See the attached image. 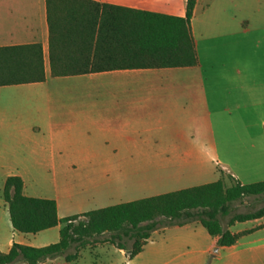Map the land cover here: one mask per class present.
<instances>
[{
  "label": "crops",
  "instance_id": "0c3cea01",
  "mask_svg": "<svg viewBox=\"0 0 264 264\" xmlns=\"http://www.w3.org/2000/svg\"><path fill=\"white\" fill-rule=\"evenodd\" d=\"M92 1L186 16V0ZM191 25L196 67L54 78L46 0H0V48L39 44L44 55V82L9 87L45 90V112L31 115L51 130L47 147L64 166H86L92 188L78 192L89 195L80 205L129 203L217 182L222 174L242 185L264 182V0H197ZM84 85L91 87L92 100L60 105L53 100L56 90ZM24 194L30 197L25 181ZM49 200L56 202L60 219L72 216L65 211L64 198ZM2 207L11 235L0 236L1 254H8L14 244L43 248L60 241L63 225L22 234L11 224L3 192ZM252 229L256 231L236 245L220 248L214 262L254 263L256 254L264 252V240L253 239L264 231V218L238 223L230 231ZM110 247L120 255L119 264H207L217 239L193 223L156 231L132 260Z\"/></svg>",
  "mask_w": 264,
  "mask_h": 264
},
{
  "label": "trees",
  "instance_id": "16d2710c",
  "mask_svg": "<svg viewBox=\"0 0 264 264\" xmlns=\"http://www.w3.org/2000/svg\"><path fill=\"white\" fill-rule=\"evenodd\" d=\"M49 25V58L52 77L82 76L118 70L190 68L198 66L192 34L197 0H186L184 18L98 3L92 0H46ZM46 80L42 46L0 48V87L42 83ZM213 183L90 211L64 219L54 200L27 197L24 181L9 177L3 198L16 232L36 235L63 225L60 241L43 248L14 244L0 253V264H40L65 257L90 240L125 251L132 260L153 233L169 227L200 224L217 239L210 256L232 247L256 229L232 234L230 228L264 218V207L236 214L225 228L234 203L264 196V182L242 185L231 176ZM129 245L131 247H129Z\"/></svg>",
  "mask_w": 264,
  "mask_h": 264
},
{
  "label": "rangeland",
  "instance_id": "374dc122",
  "mask_svg": "<svg viewBox=\"0 0 264 264\" xmlns=\"http://www.w3.org/2000/svg\"><path fill=\"white\" fill-rule=\"evenodd\" d=\"M37 88L34 89L31 86L0 88V200L5 179L8 176L20 175L27 185V194L30 197L64 198V204L67 207L65 211L69 213L68 215L74 216L82 210L89 212L108 206L91 203L79 204L84 196L89 195L83 196L78 192L82 189L91 192L92 188L90 181L85 177L86 166L78 164L77 167L69 169L63 165L59 155L49 152L47 146L51 130L46 125L40 124L38 116L31 115V113L45 112L43 105L45 90ZM68 89H59L54 92L53 100L58 105L62 102L93 99L90 86H75V88L69 87ZM15 118L19 120L17 123L3 121V119ZM36 127L42 130L39 131L35 129ZM70 160H75V158H70ZM224 176L226 185L231 186L232 182L228 180V175ZM70 193L75 194L73 199H67ZM233 206L232 214L222 220L225 228L232 216L253 213L263 208L264 196L245 198L234 203ZM242 228L239 227V229ZM10 235L9 216L2 207L0 208V236L9 238ZM253 239L264 240V231L255 235ZM103 240L104 238L90 240L85 246L70 250L68 254L77 255L74 261L69 262L65 257H60L47 264H119L120 255L115 253L111 245L102 243ZM219 253L220 251L218 255ZM255 257L256 261L251 264H264V252L256 254ZM214 260L215 258L210 256L207 264H227V260L218 262Z\"/></svg>",
  "mask_w": 264,
  "mask_h": 264
}]
</instances>
